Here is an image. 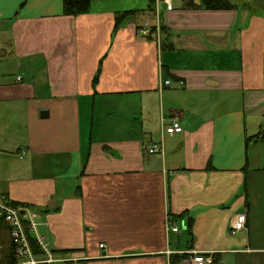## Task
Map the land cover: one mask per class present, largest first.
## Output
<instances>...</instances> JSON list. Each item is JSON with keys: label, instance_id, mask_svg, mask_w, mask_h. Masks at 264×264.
I'll list each match as a JSON object with an SVG mask.
<instances>
[{"label": "crops", "instance_id": "1", "mask_svg": "<svg viewBox=\"0 0 264 264\" xmlns=\"http://www.w3.org/2000/svg\"><path fill=\"white\" fill-rule=\"evenodd\" d=\"M117 1L0 0L1 192L66 264H264V0Z\"/></svg>", "mask_w": 264, "mask_h": 264}, {"label": "built area", "instance_id": "2", "mask_svg": "<svg viewBox=\"0 0 264 264\" xmlns=\"http://www.w3.org/2000/svg\"><path fill=\"white\" fill-rule=\"evenodd\" d=\"M168 11H173L172 0H163ZM152 27L148 24L140 30L143 36H150L153 32ZM162 85L166 88L171 87L172 80L163 81ZM167 125V124H166ZM167 126H169V133H176L181 131L180 123L177 120H172ZM158 146H153L149 149L150 154L158 153ZM0 216L5 219V223L11 230V238L17 247L18 263L17 264H66L65 260L58 259L49 248L46 241L43 240L38 234L36 229V223L33 218L26 217L23 210L19 207L12 206L0 190ZM248 223L247 214H238L233 220L231 225L232 235H237V232L246 229ZM169 227L173 233L179 232V226L173 227V223L168 221ZM29 235H33L39 249V254L34 253L31 241H29ZM100 249H105L104 245L100 246ZM189 264H214V259L208 255L195 254L190 258Z\"/></svg>", "mask_w": 264, "mask_h": 264}, {"label": "trees", "instance_id": "3", "mask_svg": "<svg viewBox=\"0 0 264 264\" xmlns=\"http://www.w3.org/2000/svg\"><path fill=\"white\" fill-rule=\"evenodd\" d=\"M92 0H64V11L66 16H81L83 14H88L90 12ZM155 0H150V4L153 5ZM202 9L208 11H228L234 8L228 0H203ZM137 11L131 12H119L116 15V28H119L120 25L131 16L137 15ZM5 195V194H4ZM6 197V196H5ZM7 198V197H6ZM11 204V203H10ZM12 206L18 208L17 206L11 204ZM29 241H31V246L34 253L39 254V249L37 246V241L33 235H29ZM0 243L2 250L0 252V264H17L18 263V254L17 247L11 238V230L5 223V219L0 216ZM186 256H174L171 257L170 264H180L185 260ZM217 260H214V263H217Z\"/></svg>", "mask_w": 264, "mask_h": 264}, {"label": "rangeland", "instance_id": "4", "mask_svg": "<svg viewBox=\"0 0 264 264\" xmlns=\"http://www.w3.org/2000/svg\"><path fill=\"white\" fill-rule=\"evenodd\" d=\"M159 2L156 4L157 7V11L159 13V15H165V12H167V7L164 4L163 0H158ZM185 0H172V6L174 8H179L181 7L182 3ZM195 1H201V0H195ZM140 0H118L117 2H115L118 7H120V9L122 10H131V9H138V10H142L144 7H140L139 5ZM2 250V246L0 243V252Z\"/></svg>", "mask_w": 264, "mask_h": 264}, {"label": "water", "instance_id": "5", "mask_svg": "<svg viewBox=\"0 0 264 264\" xmlns=\"http://www.w3.org/2000/svg\"><path fill=\"white\" fill-rule=\"evenodd\" d=\"M43 116V115H42Z\"/></svg>", "mask_w": 264, "mask_h": 264}]
</instances>
